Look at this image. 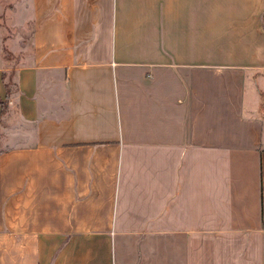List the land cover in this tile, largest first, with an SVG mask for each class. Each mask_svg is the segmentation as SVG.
Masks as SVG:
<instances>
[{
    "label": "crops",
    "instance_id": "obj_1",
    "mask_svg": "<svg viewBox=\"0 0 264 264\" xmlns=\"http://www.w3.org/2000/svg\"><path fill=\"white\" fill-rule=\"evenodd\" d=\"M0 264H264V0H0Z\"/></svg>",
    "mask_w": 264,
    "mask_h": 264
},
{
    "label": "rangeland",
    "instance_id": "obj_2",
    "mask_svg": "<svg viewBox=\"0 0 264 264\" xmlns=\"http://www.w3.org/2000/svg\"><path fill=\"white\" fill-rule=\"evenodd\" d=\"M21 30H22V31H21ZM21 30H20V32H21V33H24V34L26 35V31L28 32V30H29V29H28V30H26V28L24 27V28H23V29H21ZM15 31H16V30H15ZM15 31H14V32H15Z\"/></svg>",
    "mask_w": 264,
    "mask_h": 264
},
{
    "label": "trees",
    "instance_id": "obj_3",
    "mask_svg": "<svg viewBox=\"0 0 264 264\" xmlns=\"http://www.w3.org/2000/svg\"><path fill=\"white\" fill-rule=\"evenodd\" d=\"M10 90H11V87H10V84L8 85V92L10 93ZM2 104V102H1Z\"/></svg>",
    "mask_w": 264,
    "mask_h": 264
}]
</instances>
